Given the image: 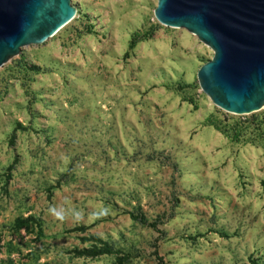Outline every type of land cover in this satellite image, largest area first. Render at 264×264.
<instances>
[{
  "label": "rangeland",
  "instance_id": "1",
  "mask_svg": "<svg viewBox=\"0 0 264 264\" xmlns=\"http://www.w3.org/2000/svg\"><path fill=\"white\" fill-rule=\"evenodd\" d=\"M71 1L0 68V264H264V108L213 104L158 0Z\"/></svg>",
  "mask_w": 264,
  "mask_h": 264
},
{
  "label": "water",
  "instance_id": "2",
  "mask_svg": "<svg viewBox=\"0 0 264 264\" xmlns=\"http://www.w3.org/2000/svg\"><path fill=\"white\" fill-rule=\"evenodd\" d=\"M76 13L71 0H0V68L21 48L54 37ZM154 15L213 50L198 71L213 104L235 115L264 108V0H158Z\"/></svg>",
  "mask_w": 264,
  "mask_h": 264
},
{
  "label": "trees",
  "instance_id": "3",
  "mask_svg": "<svg viewBox=\"0 0 264 264\" xmlns=\"http://www.w3.org/2000/svg\"><path fill=\"white\" fill-rule=\"evenodd\" d=\"M140 41V38L138 36H134L131 40V43H130V48L132 49L133 47H135V45ZM131 218L133 220H136V221H139L141 223H146V220L143 216H138V215H135L134 213H131ZM102 253L104 254H112L113 251L111 249V247L104 243V248L101 250ZM129 263V259L127 257H122V258H119V261L117 264H127Z\"/></svg>",
  "mask_w": 264,
  "mask_h": 264
},
{
  "label": "clouds",
  "instance_id": "4",
  "mask_svg": "<svg viewBox=\"0 0 264 264\" xmlns=\"http://www.w3.org/2000/svg\"><path fill=\"white\" fill-rule=\"evenodd\" d=\"M49 211L52 213V215L54 217H56L57 219L63 221L65 219V216H66V212H65V209L63 207H51L49 209ZM106 209H103L102 212L100 214H106ZM81 216V214L79 212H75L74 213V218L75 219H79Z\"/></svg>",
  "mask_w": 264,
  "mask_h": 264
}]
</instances>
